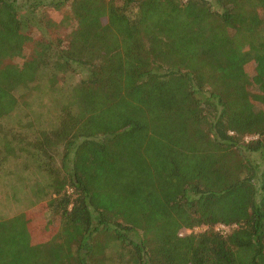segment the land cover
Instances as JSON below:
<instances>
[{"label":"trees","instance_id":"obj_1","mask_svg":"<svg viewBox=\"0 0 264 264\" xmlns=\"http://www.w3.org/2000/svg\"><path fill=\"white\" fill-rule=\"evenodd\" d=\"M66 6L68 40L15 64ZM31 90L66 95L48 123ZM13 117L0 168L43 174L59 223L40 242L26 211L0 217V264H264V0H0Z\"/></svg>","mask_w":264,"mask_h":264},{"label":"rangeland","instance_id":"obj_2","mask_svg":"<svg viewBox=\"0 0 264 264\" xmlns=\"http://www.w3.org/2000/svg\"><path fill=\"white\" fill-rule=\"evenodd\" d=\"M209 1L212 3L215 2V0ZM43 14L54 22L56 27L53 26L42 32L34 31L32 40L25 45L24 57L12 60L15 64L21 65L33 57L37 41L43 40V38L45 40L61 39L67 41L75 27L69 6L61 10L46 8ZM240 27L244 28L245 24H241ZM244 44L246 46L249 45L248 41H244ZM68 82L71 84L74 83L72 79H69ZM42 84L44 85V82ZM28 97L30 100L29 108L27 109L28 114H31L37 122L40 120L42 122V119H44L45 123H48L51 118V112L54 109L55 100H64L66 95L56 92L51 93L47 97L38 91L31 90ZM13 119L14 117L0 123V132L5 126L8 128H17L18 125L15 124L17 119ZM22 134L28 140V137L32 136V131L26 127L22 131ZM25 163L24 157L13 160L8 159L6 160V164L0 168V217H10L26 211L30 217V223L33 224L30 228L33 231L34 237L37 241L41 242L53 236L58 226L59 218L53 217L52 220L46 218L45 210L48 206L47 202L50 200V190L46 188L43 191H39L36 183L39 182V185L43 188L48 181H46L43 174L35 172L34 167H30L29 170H24ZM204 231L206 230L203 227H198L194 230H184L182 233L194 232L195 234H199Z\"/></svg>","mask_w":264,"mask_h":264},{"label":"built area","instance_id":"obj_3","mask_svg":"<svg viewBox=\"0 0 264 264\" xmlns=\"http://www.w3.org/2000/svg\"><path fill=\"white\" fill-rule=\"evenodd\" d=\"M203 228L204 230L209 229L207 226H204ZM214 229L216 230V232L220 233L221 235H227L231 231V227L226 224H219ZM182 235L184 234L182 233Z\"/></svg>","mask_w":264,"mask_h":264}]
</instances>
